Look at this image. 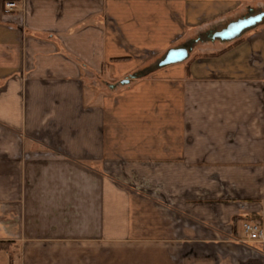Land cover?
I'll return each instance as SVG.
<instances>
[{
  "label": "crops",
  "instance_id": "obj_1",
  "mask_svg": "<svg viewBox=\"0 0 264 264\" xmlns=\"http://www.w3.org/2000/svg\"><path fill=\"white\" fill-rule=\"evenodd\" d=\"M260 12L0 0V264H264L243 231L264 228V25L189 71L120 84L187 35Z\"/></svg>",
  "mask_w": 264,
  "mask_h": 264
},
{
  "label": "water",
  "instance_id": "obj_2",
  "mask_svg": "<svg viewBox=\"0 0 264 264\" xmlns=\"http://www.w3.org/2000/svg\"><path fill=\"white\" fill-rule=\"evenodd\" d=\"M264 13L246 19H240L236 22L229 23L222 30L217 31L213 35V40H220L222 43L232 42L241 38L246 32L258 27L263 22ZM191 54V48L188 45L169 49L160 59L152 66L145 68L132 75L129 79H125L120 84L127 85L131 80L141 79L156 71L168 66L186 62ZM114 88V87H112Z\"/></svg>",
  "mask_w": 264,
  "mask_h": 264
},
{
  "label": "rangeland",
  "instance_id": "obj_3",
  "mask_svg": "<svg viewBox=\"0 0 264 264\" xmlns=\"http://www.w3.org/2000/svg\"><path fill=\"white\" fill-rule=\"evenodd\" d=\"M239 18H242V17H239ZM223 25H225V23ZM262 26H258L259 28H256L255 30L260 29ZM222 28L223 27H221L220 29H216V31H219ZM255 30H253V31H255ZM251 32H252V30L246 32L241 38H243L245 35H247V34H249ZM205 34H206V32H202V33H191V34L187 35L186 37L182 38L181 40H179L178 42H176L174 44V47L173 48L180 47V46H185V45H188L191 48L190 57H189V59L186 62H184V63H186V65H188L193 59H195V58H197L199 56H210V55H213L214 53L217 54V53H219V52L227 49L229 46L232 45V43H234L235 41L238 40V39H236V40H234L232 42L222 43L220 40L213 41V39H211V38L210 39L204 38V41H200L198 43L193 42L194 39H197L200 36L205 37ZM241 38H239V39H241ZM164 54L159 55V56H157V58L151 60L145 66V68L152 66ZM152 75H154V73L151 74V75L146 76L143 79L150 78ZM96 83H97L96 85H99L100 87L105 88L107 92H109V91H118V92H120L122 89H124L125 87H127V86H121L120 84H118L117 87H116V90H112V89L109 88V85L106 84V83H103V82H101L99 80H96Z\"/></svg>",
  "mask_w": 264,
  "mask_h": 264
},
{
  "label": "built area",
  "instance_id": "obj_4",
  "mask_svg": "<svg viewBox=\"0 0 264 264\" xmlns=\"http://www.w3.org/2000/svg\"><path fill=\"white\" fill-rule=\"evenodd\" d=\"M16 8L17 4L15 1H7L4 4L6 13L13 12ZM243 231L248 241L264 243V228L261 225L246 222L243 225Z\"/></svg>",
  "mask_w": 264,
  "mask_h": 264
},
{
  "label": "trees",
  "instance_id": "obj_5",
  "mask_svg": "<svg viewBox=\"0 0 264 264\" xmlns=\"http://www.w3.org/2000/svg\"><path fill=\"white\" fill-rule=\"evenodd\" d=\"M264 12H260V14H263ZM259 15V14H258ZM257 16V15H256ZM251 17V15H246V16H244V17H242V18H239V19H237V20H234L233 22H236V21H238V20H240V19H246V18H250ZM253 17V16H252ZM232 23V22H231ZM262 25H264V20H263V22L262 23H260L258 26H262ZM217 31L216 30H213V31H208V32H206V34H205V37H203V36H200V37H198L197 39H194L193 40V42H195V43H198V42H200V41H204V38H206V39H213V35H214V33H216ZM214 41V40H213ZM241 41V39H238L237 41H235L234 43H232V45L231 46H229L227 49H225V50H223V51H221V52H219V53H217V54H214V55H210V56H217V55H220V54H222V53H224L225 51H227V50H229L230 48H232V47H234L235 45H237L239 42ZM187 69H188V71H189V64H188V66H187ZM11 246V243H3V242H0V250H8V248Z\"/></svg>",
  "mask_w": 264,
  "mask_h": 264
},
{
  "label": "flooded vegetation",
  "instance_id": "obj_6",
  "mask_svg": "<svg viewBox=\"0 0 264 264\" xmlns=\"http://www.w3.org/2000/svg\"><path fill=\"white\" fill-rule=\"evenodd\" d=\"M258 14H260V13L253 14V15H251V17H252V16H256V15H258ZM263 20H264V18H263ZM223 28H225V27H223ZM223 28H222V29H223ZM222 29H221V30H222Z\"/></svg>",
  "mask_w": 264,
  "mask_h": 264
}]
</instances>
